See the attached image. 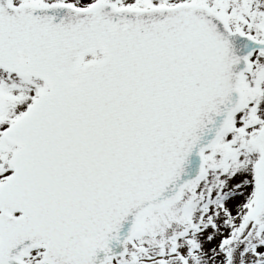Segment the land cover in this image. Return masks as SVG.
Instances as JSON below:
<instances>
[{
    "label": "snow or ice",
    "instance_id": "snow-or-ice-1",
    "mask_svg": "<svg viewBox=\"0 0 264 264\" xmlns=\"http://www.w3.org/2000/svg\"><path fill=\"white\" fill-rule=\"evenodd\" d=\"M0 264H264V0H0Z\"/></svg>",
    "mask_w": 264,
    "mask_h": 264
}]
</instances>
